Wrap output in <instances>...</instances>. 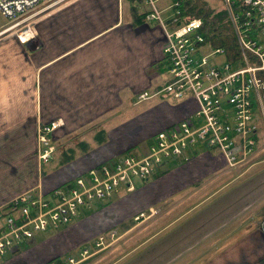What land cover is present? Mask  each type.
I'll use <instances>...</instances> for the list:
<instances>
[{"label":"crops","instance_id":"1","mask_svg":"<svg viewBox=\"0 0 264 264\" xmlns=\"http://www.w3.org/2000/svg\"><path fill=\"white\" fill-rule=\"evenodd\" d=\"M147 11L144 0H66L31 21L33 32L26 43L0 44V158L10 159L17 168L14 172L12 166L8 174L16 178L6 177L0 186V206L36 185V177L20 185L21 174L35 176L45 170L47 187L54 188L103 160L146 151L139 144L193 113L192 101H180L174 111L158 102L138 109L157 99L137 103L139 95L156 92L166 83L164 33L155 23L145 22ZM149 109L160 112L151 117ZM57 122L60 126L50 136L52 159L41 163L36 155L39 130ZM258 143L256 154L236 168L227 167L218 152L200 148L190 161L169 164L158 177L139 182L128 196L108 202V224L84 229L71 225L42 238L37 234L0 264H68L65 256H81L85 242L97 241L106 228L120 233L122 240L134 231L128 219L141 225L155 215L153 207L169 201L192 207L169 220L167 231L139 252V264L166 257L167 264H259L264 260L260 133ZM61 158L66 161L60 164ZM206 191L214 194L196 204V195ZM145 193L151 199L130 210L131 200ZM172 232L183 237L181 247H189L167 256L174 243L163 244L162 239ZM46 243L51 245L45 248ZM91 253L89 257L95 255ZM55 257L59 260L52 262ZM89 257L69 259L82 264ZM130 259L123 264H131Z\"/></svg>","mask_w":264,"mask_h":264},{"label":"built area","instance_id":"2","mask_svg":"<svg viewBox=\"0 0 264 264\" xmlns=\"http://www.w3.org/2000/svg\"><path fill=\"white\" fill-rule=\"evenodd\" d=\"M64 1L0 0V15L9 21L24 17L20 22L30 20V24ZM144 3L145 22L155 23L164 33L166 83L156 92L139 95L137 103L157 97L192 101L193 113L152 136L145 153L126 152L103 160L47 195L36 189L12 199L0 210V257L37 234L67 227L80 208L108 203L121 189L134 192L137 182L153 179L173 162L190 161L200 148L218 152L229 168L256 154L264 127V0H221L233 36L229 51L210 47L202 19L186 14L183 0H170L163 8L160 0ZM32 32L28 26L25 41L20 38L23 33L18 37L20 43H26ZM218 56L223 63L216 61ZM59 123L39 130L36 155L41 163L52 159L50 136ZM140 217L143 214L135 220ZM103 244L99 237L95 247ZM87 254L83 250L81 255Z\"/></svg>","mask_w":264,"mask_h":264},{"label":"rangeland","instance_id":"3","mask_svg":"<svg viewBox=\"0 0 264 264\" xmlns=\"http://www.w3.org/2000/svg\"><path fill=\"white\" fill-rule=\"evenodd\" d=\"M169 1L170 0H162L161 5L166 4ZM201 1L205 2L207 7L211 10L219 11L223 8L221 0H201ZM22 19H24V17L14 19V21H9L0 15V29L3 27H5V29L11 28L14 24L22 21ZM29 21L30 20H23L22 23L20 22V24H19L20 26L17 29H14L13 31H11V33H7L5 37H1L0 38V44L2 42L8 41V40L19 41L18 37L20 36V32L18 30L21 27V30L24 33L26 28L29 26V24H28ZM19 43H20V41H19ZM215 59L218 63L224 62V58L222 56H218ZM155 102L160 103L163 107H166L167 109L171 108L170 110H173V111L176 108V106H178L180 104V101L172 100L170 98L168 99V97H157V99L150 101V102H147V105H142L138 109H141V108H144L147 106H148L147 107V109H148ZM158 112H160V111L149 109V114L151 117H155L158 114ZM260 138H261V143L262 142L264 143V132H263V130L260 132ZM149 143H150V140H146L142 144H139V146H141V149H142L144 147H148ZM3 146H4L3 144H0V150H2ZM146 151L142 150L140 152V154L145 153ZM31 161H32V159L27 160V162L30 164H31ZM65 161H66L65 158L64 159L61 158L59 160V163L61 164ZM171 164H175V163L173 162ZM12 166L14 167V172H16L17 168L15 167V165L13 164V162L10 159H6V157L0 158V186L6 181V177L14 178V179L16 178V175H14V176L8 175ZM24 169L25 168H21L18 170H24ZM43 170H44V168H43ZM43 172L41 174L37 173L35 176L32 174H29L27 176L25 174H21L19 177V184L20 185H26V184L28 185L29 181L36 177V182H37L36 185L34 187L29 188L28 191H34L37 189L40 191L41 195L44 196L45 194L47 195L50 192L54 191L55 189L59 188L60 186L64 185L65 183L73 180L76 176L79 175V174H77L76 176H70V178H68L64 182H62V184H60L54 188L53 187L48 188L47 184H46V179L44 178L45 174ZM80 174H82V173H80ZM261 177H262V180L264 181V175H261ZM53 179H54V181H57L59 179V177H57L56 179H55V177H53ZM260 182H261V179L258 178V183H260ZM136 185H139V182H137ZM28 191H26V192H28ZM129 194H131V193H127L124 189H121L119 194L117 196H114L111 201L114 202L117 199H123L124 197L128 196ZM201 194H203L201 197L196 195V200H197L195 202L196 204L199 202L201 203L206 197H211L214 194V192L213 191H206V192H202ZM189 196H191V195L189 194L188 197ZM218 197H220V196H218ZM150 199H151V197H149L147 195V193H145V194H143L137 198H133L131 200L132 202L129 204L130 206H128V208L131 210L136 205L140 204V202H144V201L150 200ZM7 203L8 202H6L5 204H7ZM4 205H1L0 209H2ZM108 205H110V204L107 202H93L89 206L80 208L75 219H74V222L68 226L78 224L81 226H79L77 228L84 229V228H88V227H95L98 223L108 224V222H110V219H111L110 214L112 213V211L109 209ZM190 207H192V206L189 204H186L183 206H177L175 204V202L169 201L168 203H165L164 205H159V207L158 206L153 207L152 208L153 213L154 214L156 213V214L150 220L143 222L141 225H137L136 222H138V221L132 222V220H133L132 218L128 219L127 220L129 223L128 226L131 227V229L134 231H133V234H130L129 236L122 238V240H119L120 233L115 232V230H111V231L107 232L108 228L103 226L104 228H106V230H103L102 234H100L99 237L104 238V244L105 245L103 244L100 249H97L95 247V243L97 241H94V242H88L87 241L83 245V247H85V250L86 249L88 250L87 255H85V256L81 255L80 256V252H77L75 254L69 255L68 257L65 256V258H63V260H67L69 257H78L79 259H85V258L89 257L92 254L91 252L93 251V253L96 252L97 254L95 253V255L93 257H89V259H86L87 261L85 260V262L82 264H123L127 260H129V258H132L134 255L138 254L143 248H145L146 246H148L149 244L154 242L160 232L167 231V229L171 223V221L169 222V220H172V218H177L179 216L185 215V213H187V211ZM214 211H217V209H215ZM96 214H99V216H97ZM161 220H163V221H161ZM82 221H85V222L81 223ZM87 222H88V224H86ZM165 224L168 226L163 227L161 229V227L164 226ZM125 226L128 227L127 224ZM134 228H136V229H134ZM53 233H57V231H54V230L47 231L45 233H42V235L39 238H42L44 236H47V235L53 234ZM111 233H114V235H115V233H117V234L112 237V235H110ZM156 233H158V234H156ZM180 236L181 235H179V233L172 232V233H168V234L166 233L165 238L162 239L163 244L169 243V242L174 243V246L169 248L168 253L166 254L167 256H171L178 251L188 249V247H189L188 245H185L186 247H184V248L181 247V242L184 239H183V237L180 238ZM92 240L93 239H91L90 241H92ZM74 241H75V243L77 242V240H75V239H74ZM111 243H112V245L110 246ZM188 243H190V241H188ZM93 244H94V248H87L89 246L92 247ZM50 245H51V243H48V244L46 243L43 246H45V248H48ZM83 247L81 249H83ZM104 248H105V250H104ZM108 248H110V249H108ZM81 249H80V251H81ZM102 249H103V251H102ZM10 257H11V254L6 253L3 257H0V259L7 260ZM166 259H167V257L160 259V260L152 261L151 263H148V264H167ZM71 260L74 261L73 264H77L80 262L79 260L77 261L74 258ZM67 262H68V264H71L70 259H68ZM42 263H44V262H40V263H36V264H42Z\"/></svg>","mask_w":264,"mask_h":264},{"label":"trees","instance_id":"4","mask_svg":"<svg viewBox=\"0 0 264 264\" xmlns=\"http://www.w3.org/2000/svg\"><path fill=\"white\" fill-rule=\"evenodd\" d=\"M182 5L186 14L194 18L202 19L204 37L209 42L212 49L222 47L228 51L231 50L233 45V36L227 19L221 10H211L207 7L205 2H202L201 0H183ZM141 255L140 253L134 255L130 259L131 264H139L142 259ZM58 260L59 258H56L52 262H56Z\"/></svg>","mask_w":264,"mask_h":264},{"label":"bare ground","instance_id":"5","mask_svg":"<svg viewBox=\"0 0 264 264\" xmlns=\"http://www.w3.org/2000/svg\"><path fill=\"white\" fill-rule=\"evenodd\" d=\"M20 25H18V26H12L11 28H8V29H6V30H4V31H2V32H0V38L1 37H5L6 36V34L7 33H11V31H13L14 29H17L18 27H19ZM19 32H20V34L21 33H23V31L21 30V27L19 28V30H18ZM25 32L22 34V36H20V38H21V40L22 39H26V37H27V34H25ZM23 36H26V37H23ZM165 168H167V167H165ZM169 169V168H168ZM157 176V175H156ZM158 177V176H157ZM155 178V177H154ZM46 195V194H45ZM110 204V203H109ZM104 205V204H103ZM1 210V209H0ZM156 214V213H155ZM146 217V216H145ZM112 244V243H111ZM110 244V245H111ZM105 245V244H104ZM108 247V246H107ZM106 248V247H105ZM98 249V248H97ZM69 259V258H68ZM78 261V260H77ZM66 262V261H65ZM60 264V263H59ZM61 264H62V262H61Z\"/></svg>","mask_w":264,"mask_h":264}]
</instances>
